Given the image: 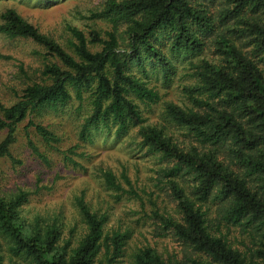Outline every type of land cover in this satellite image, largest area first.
<instances>
[{
	"label": "trees",
	"instance_id": "16d2710c",
	"mask_svg": "<svg viewBox=\"0 0 264 264\" xmlns=\"http://www.w3.org/2000/svg\"><path fill=\"white\" fill-rule=\"evenodd\" d=\"M92 18L109 29L84 33L70 27L69 53L16 10L1 13L0 34L42 44L59 62H43L38 80L28 78L10 105L0 102V130H6L0 158L20 162L11 147L25 119L46 144L58 142L30 116L73 97L87 99L91 111L79 140H90L100 126L114 128L117 136L138 126L141 147L170 162L161 173L175 215L156 216L162 235L180 250L165 255L142 245L127 255L131 264H264V0H104ZM121 25L125 29L118 33ZM149 70L163 87L175 76L184 79L178 85L182 104L165 106L178 134L143 124L139 105L161 98ZM27 144L46 162L30 137ZM102 177L108 188L124 191L111 170ZM121 177L130 187L127 175ZM26 195L0 196V234L13 256L31 264L123 262L128 231L106 230V213L76 200L85 230L72 240L62 236L56 219L28 221L22 215Z\"/></svg>",
	"mask_w": 264,
	"mask_h": 264
},
{
	"label": "rangeland",
	"instance_id": "374dc122",
	"mask_svg": "<svg viewBox=\"0 0 264 264\" xmlns=\"http://www.w3.org/2000/svg\"><path fill=\"white\" fill-rule=\"evenodd\" d=\"M103 7L104 0H0V15L7 8L16 10L41 33L72 53L69 44L74 39L70 27L84 33L90 28L109 29L106 21L92 18V14ZM124 29L125 25H121L118 33ZM122 35L121 41L125 43L126 35ZM89 47L98 49L94 45ZM0 54L9 56V59L0 58V102L4 105L15 101V92H20L29 83L28 78L38 80L43 62H59L42 44L4 34H0ZM148 73L151 85H157L161 98L150 106L139 105L146 119L143 124L164 126L167 131L178 134L165 106L169 102L182 104L183 96L178 85L184 79L175 76L168 87H163L156 73L151 70ZM90 107L87 99L80 103L73 97L56 110L47 109L31 115L34 122L41 123L59 137V141L53 144H46L34 128L28 126V119L20 122L16 142L11 147V153L20 162L0 158V196L9 198L18 192H26L22 215L28 221L39 218L43 223L56 219L62 236L72 237V240L79 238L85 230L76 202L82 199L91 211L107 214L106 230L120 228L128 231L123 262L117 264H131L127 255L142 245L153 246L165 255L180 250L177 241L162 235L164 231L156 216L175 215L174 202L161 173L170 162L158 153H150L147 147H141L138 126L119 136L114 133V128L108 132L100 126L92 130L90 140H79L78 132L91 111ZM5 134L6 130H0V140ZM28 137L37 145L46 162L28 147ZM71 147L73 154L67 151ZM66 155L72 161L66 160ZM104 170H111L116 175L124 191L108 188L103 182ZM122 173L127 175L130 187L123 181ZM0 256V264H31L13 256L8 241L1 234Z\"/></svg>",
	"mask_w": 264,
	"mask_h": 264
}]
</instances>
